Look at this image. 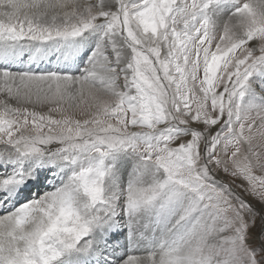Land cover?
Instances as JSON below:
<instances>
[{
	"label": "snow or ice",
	"instance_id": "6c2138e0",
	"mask_svg": "<svg viewBox=\"0 0 264 264\" xmlns=\"http://www.w3.org/2000/svg\"><path fill=\"white\" fill-rule=\"evenodd\" d=\"M0 94V264H264V0H0Z\"/></svg>",
	"mask_w": 264,
	"mask_h": 264
},
{
	"label": "rangeland",
	"instance_id": "374dc122",
	"mask_svg": "<svg viewBox=\"0 0 264 264\" xmlns=\"http://www.w3.org/2000/svg\"><path fill=\"white\" fill-rule=\"evenodd\" d=\"M43 67V66H41ZM0 98H2V94H0ZM237 183H239V181H237ZM236 191H241L240 189H236ZM242 194V193H241ZM250 199V198H249ZM253 203L255 204V201H253ZM258 207V205H257ZM112 243H119L122 244L124 247L123 248H118L117 251L121 252V255H124L127 252V241H126V232L123 234H116L112 237V241H110Z\"/></svg>",
	"mask_w": 264,
	"mask_h": 264
},
{
	"label": "bare ground",
	"instance_id": "6f19581e",
	"mask_svg": "<svg viewBox=\"0 0 264 264\" xmlns=\"http://www.w3.org/2000/svg\"><path fill=\"white\" fill-rule=\"evenodd\" d=\"M117 255H121V252L120 251H117Z\"/></svg>",
	"mask_w": 264,
	"mask_h": 264
}]
</instances>
